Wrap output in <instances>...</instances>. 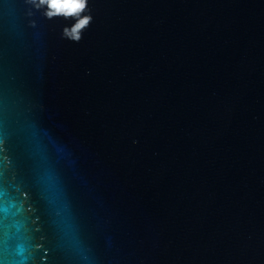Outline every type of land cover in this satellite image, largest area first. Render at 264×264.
Listing matches in <instances>:
<instances>
[{
	"label": "water",
	"instance_id": "95a60500",
	"mask_svg": "<svg viewBox=\"0 0 264 264\" xmlns=\"http://www.w3.org/2000/svg\"><path fill=\"white\" fill-rule=\"evenodd\" d=\"M0 0V264H264V0Z\"/></svg>",
	"mask_w": 264,
	"mask_h": 264
},
{
	"label": "clouds",
	"instance_id": "9594fccd",
	"mask_svg": "<svg viewBox=\"0 0 264 264\" xmlns=\"http://www.w3.org/2000/svg\"><path fill=\"white\" fill-rule=\"evenodd\" d=\"M36 10L44 9V15L47 19L64 17L75 21L70 27L63 29V38L80 42L83 32L91 24L92 16L85 14L90 12L88 0H29Z\"/></svg>",
	"mask_w": 264,
	"mask_h": 264
}]
</instances>
